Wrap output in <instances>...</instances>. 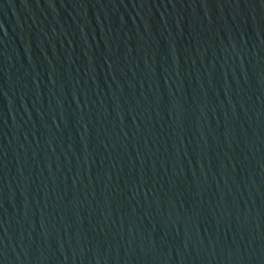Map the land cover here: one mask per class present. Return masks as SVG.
<instances>
[{"label": "water", "instance_id": "obj_1", "mask_svg": "<svg viewBox=\"0 0 264 264\" xmlns=\"http://www.w3.org/2000/svg\"><path fill=\"white\" fill-rule=\"evenodd\" d=\"M0 264H264V0H0Z\"/></svg>", "mask_w": 264, "mask_h": 264}]
</instances>
